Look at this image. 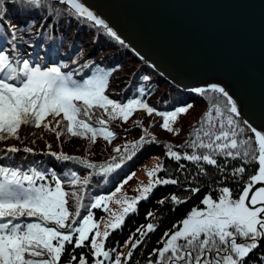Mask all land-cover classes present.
<instances>
[{"label":"snow or ice","instance_id":"1","mask_svg":"<svg viewBox=\"0 0 264 264\" xmlns=\"http://www.w3.org/2000/svg\"><path fill=\"white\" fill-rule=\"evenodd\" d=\"M57 2L67 5L70 15L100 26L107 35L124 44L116 32L85 6L82 0ZM9 8L13 12L20 10L29 14L43 9L49 16L53 13L59 15L50 0H0V37L9 45L8 48L0 47V141L8 138L19 140L21 126L43 127L46 131L55 132L59 139L62 131L57 129L63 126V132L73 137L88 138L91 143H95L97 136H102L104 140L111 142L115 133L105 127L108 121L96 109H102L109 120L119 118L125 122L138 109L149 115L155 112L163 118L160 125L162 129L179 133L180 129L174 128L173 124L193 105L159 112L141 98H129L126 103L110 99L105 94L106 89L112 72L117 71L119 66L111 70H100L98 65L85 62L79 65L78 70L65 72L62 69L68 68L67 64L42 67L24 58L17 46V41L22 39L16 34L19 26L13 25L7 18ZM30 26L31 24L28 25L29 28ZM76 63L74 60L73 64ZM84 69H92L93 74L86 78H74ZM149 79L148 76L142 77L144 81ZM192 91L201 95L208 91L220 94L225 98L226 104L222 109L218 98L210 97L209 106L193 126L189 139L178 146L190 148L191 152L181 154L173 150V146L165 145L166 156L177 162L186 160L197 165L203 161L218 169L215 157L225 156L233 160L240 159L245 164H255L256 168L243 184L238 198H233L228 187L221 188L216 199L205 196L201 203L206 208L192 209L181 221L182 227L173 225L174 230L165 232L159 242L162 247L152 250L148 264H264V255L254 257L260 242L264 241V186H258L264 185V133L247 125L245 121L254 137L240 138L245 129L234 118L239 116L237 105L223 87L213 84L208 89L196 88ZM138 93L143 97L146 89L140 87ZM225 112L228 114L225 115ZM94 115L97 116L100 127L91 123ZM64 121L67 123L64 124ZM53 122L55 127L52 126ZM144 131L147 133V129ZM153 142L155 137L146 140L142 136L139 141L124 145L123 151L117 147L114 151L120 155L99 166L63 153L51 154L63 161L75 160L89 169L98 167L106 175L119 169L144 144ZM18 151L21 149L15 146L7 149L8 153ZM23 151L31 153L33 149L25 147ZM183 168L184 165L181 164L177 171H182ZM163 169V164L159 163L147 171L148 184L137 189L138 195L114 199L135 174L129 175L110 195L95 197L88 214L78 220L81 208L85 207L82 193L89 183V177L81 179L76 171L70 170L64 174L66 180L62 181L53 173L50 182H46L47 172L36 167L24 169L0 166V264H61L67 246L82 249L89 247L86 244L89 240L90 257L83 252L78 257L69 254L63 264H129L133 250L137 249L148 233L156 230V225L148 223L138 228L136 231L139 237H130L125 242L129 247L126 255L115 254V249L106 250L105 240L111 231L122 227L125 217L137 210L140 201L149 199L157 186L181 183L178 178L157 176ZM199 172L204 173V168L199 167ZM245 172L244 166L233 169L234 176L242 177ZM65 183L78 190L67 191ZM187 191L197 193L200 189L194 187ZM69 198L74 201V212L69 210ZM169 200L175 205L185 203L178 195L172 194L159 200L158 204L164 205ZM108 202L121 205V211L118 214L111 213L112 218L101 232L98 230L99 225L93 221L91 209L103 207L105 211H109ZM147 216L153 217L154 213L149 211ZM21 218H35V222L21 223ZM94 230L95 234L90 238L89 234Z\"/></svg>","mask_w":264,"mask_h":264},{"label":"trees","instance_id":"2","mask_svg":"<svg viewBox=\"0 0 264 264\" xmlns=\"http://www.w3.org/2000/svg\"><path fill=\"white\" fill-rule=\"evenodd\" d=\"M50 2L58 10L59 15L53 13L49 16L48 12L43 9L29 14L28 12H21L20 10L13 12V9L9 8V17L7 18L19 26L16 34L22 37L21 40L17 41L18 48H24L30 54L33 49L40 51L39 47L43 46L48 51L51 50L56 53L54 57L56 61L47 63V65L44 62H38V57L35 55L25 58L30 59L34 64H39L42 67L50 66L51 64L52 66H58L65 64V60L61 55L62 52L67 51L69 57L67 58L66 64L70 66L62 69L65 72L74 69L78 70L79 65L85 62L98 65L100 70H111L119 66L117 71L112 72L109 80L110 87L109 90H106L108 91L106 95L111 99L126 102L129 98H141L159 112L172 111L176 107L184 105H193V107L187 111L188 116L181 114V124L179 126L181 128V134L177 136L170 135L171 132L167 131H155L158 128L161 129L159 127L161 124V116L156 115L155 112L152 113L150 118L146 115L136 113V115L134 114L132 118L130 116L128 121L125 122L119 118L109 120L108 116L101 111L102 109H96L95 111L103 119L108 121L107 124L110 130L115 133L111 142L104 140L102 136H97L95 143H91L88 138L73 137L63 132L62 126L59 129L62 131V135L59 139H54L56 143L59 142V145L54 146V152L51 153H63L64 155L78 157L81 160H87L89 163L97 166L111 162L112 157H118L120 154L114 151L115 148L120 147L121 151H123L124 145L139 141L142 136L146 140H151L152 137H155V142L144 144L131 159H126L119 169H115L106 175L98 167L89 169L75 160H60V163H58L60 168L53 167L50 163L48 164L45 157L36 160L33 158L32 153L23 151V148L28 146L27 143L30 141V138L26 139L24 137H20L19 140L14 139L15 147L21 149V151L16 153L7 152V148H5L7 139L0 141V145L2 146L0 147V166L21 167L24 169L30 166L36 167L38 170L47 172L46 182H50L53 173L64 181L66 180L64 174L70 170L76 171L81 179L86 176L89 177L88 185L83 188L82 194L84 195V200L82 203L85 207L81 208L80 216L77 217L80 220L88 210L89 203L94 196L103 194L110 188L112 189L118 180L132 173L139 163H142L149 157H161L159 163L163 164L164 169L157 173V176L161 178H169L170 176L171 178H178L181 183L179 185L157 186L150 194L149 199L140 201L137 205V210L134 213H129L125 217L122 227L111 231L110 236L105 240L106 250L115 249V254H117L120 248L125 247L128 252L129 247L126 246L125 242L129 241L130 237L138 238L139 233L136 230L141 226L154 223L156 230L146 235L137 249L133 250V255L129 260V264H148L152 250L162 247V243L159 242L163 234L174 230L173 225L178 227L189 210L202 208L204 205L201 201L205 196H212L213 199H216L220 195L219 190L223 187H228L233 193V197L238 198L243 184L253 174L256 165L245 164L240 159L233 160L225 156H216L215 158L217 159L219 169H223L221 171L215 166L205 164L203 161L197 165L194 162L186 160L177 162L167 157L165 154L167 151L165 145L173 146V150L181 154L191 152L190 148H180L178 146L184 144L189 139V133L193 126L197 124V121L209 106L210 97H217L222 109L226 104L225 98L220 94L211 93L210 91L201 95L192 91L193 89L191 88L180 87L176 83L166 79L162 73L145 59L138 56L126 43L122 45L116 39L107 35L100 26H95L92 22L84 18L70 15V10L67 5L60 4L57 0H50ZM29 24H31L30 28L28 27ZM73 32L75 36L73 38H67ZM91 38L94 39L92 42L94 52H91L90 55H85V52H83L85 46L82 44H84V40L86 41ZM68 41H71L73 45L66 47ZM0 47H9L3 37H0ZM29 47L32 48L29 49ZM74 60L77 61L76 64H73ZM92 74V69H84L83 72H80L74 78H86V76ZM143 76H148L150 79L144 81L142 80ZM112 82L117 86L114 87ZM140 87L146 89V94L143 97H140L138 93ZM227 114L225 112V115ZM146 118L149 121L151 120V122L148 125H143L141 122L147 121ZM234 118L245 129L244 134L240 137L241 139L254 137V134L247 126L250 124L247 122L246 125L244 123L246 120L240 114ZM63 123L66 124L67 122L64 121ZM91 123L94 126L98 125L96 115L92 117ZM30 127L37 129L34 126ZM145 128H148V130L154 133H145ZM161 133L163 137H159ZM90 135L89 133L88 136L90 137ZM34 138L37 139L35 136ZM33 139L31 141L35 143ZM40 148H42L41 143ZM46 159H53L52 154L51 156H46ZM181 164L184 165V168L178 172L177 169ZM240 166H244L246 172L242 177L240 175L234 176L233 169ZM199 167L204 168V173L199 172ZM65 184L66 189H68L67 183ZM194 187L199 188L200 191L197 193L187 191V189ZM77 190L71 187L68 189V191ZM172 194L178 195L185 203L175 205L169 200L164 205L158 204L159 200L169 197ZM68 207L70 211H75V204L71 198H69ZM149 211L154 213L153 217L147 216ZM33 221H35V218H21L19 222L28 223ZM86 244L89 245L88 242ZM81 252L88 254L90 257V245L82 249H74L71 245L67 246L61 264L68 259L69 254L78 257ZM261 255H264V241L260 242L258 250L254 253V257L258 258Z\"/></svg>","mask_w":264,"mask_h":264},{"label":"water","instance_id":"3","mask_svg":"<svg viewBox=\"0 0 264 264\" xmlns=\"http://www.w3.org/2000/svg\"><path fill=\"white\" fill-rule=\"evenodd\" d=\"M182 88L223 87L264 133V0H82Z\"/></svg>","mask_w":264,"mask_h":264},{"label":"rangeland","instance_id":"4","mask_svg":"<svg viewBox=\"0 0 264 264\" xmlns=\"http://www.w3.org/2000/svg\"><path fill=\"white\" fill-rule=\"evenodd\" d=\"M11 23L13 25H16V23L14 21H11ZM74 36L75 35H74V32H73L72 34L68 35L67 38H70V37L73 38ZM93 41H94V39H92V38L91 39H87L86 41L84 40V44H82V45L85 46V48L83 50V52H85V55H90L91 52H94V49H93L94 46L92 44ZM72 45H73V43L71 41H68L66 47H69V46H72ZM42 47L43 46L39 47V49H42ZM45 49H46V47H45ZM20 53H21L22 56L26 55L25 51L24 52H20ZM32 53H35V51H32ZM41 53L42 54H38L37 57L42 55V57L39 60L41 62H44V59H46V64L47 63H51V62L48 61L50 55L52 57H55V55H56V53L54 51H51V50L48 51L47 49H46V52L44 50H42ZM61 57L64 58L65 64H66L67 58L69 57V53L67 51H64V52H62ZM50 66H52V64ZM68 66H70V65H68ZM66 72H68V71H66ZM112 85L114 87L117 86L116 84H113V82H112ZM109 87H110V81H109L108 88L106 90H109ZM106 92H108V91H106ZM205 101H207V100L205 99ZM117 102L126 103L127 100H126V102L125 101H117ZM101 111L103 112V110H101ZM109 111H110V109H109ZM136 113H140V115H146L149 118L152 116V114L149 115L144 110L138 109L131 115V118L134 116V114L136 115ZM239 114H240V112H239ZM182 115H184V114H182ZM182 115H180L178 117L176 123L173 124L174 128H179V126L181 124V116ZM185 115L188 116V113H185ZM57 119H60V118L58 117ZM160 119H161V124H162L163 123V120H162L163 118L161 117ZM48 120H51V117H48ZM146 120L147 121H143L141 123L143 125H148V123L151 122V120L149 121L147 118H146ZM52 126L55 127V123L54 122H53ZM96 127H100V125H97ZM105 127L109 128L108 124H106ZM145 129H147V133H154V132L148 130V128H145ZM179 129H180V131H179L178 134L170 133V135H176V136L180 135L181 134V128H179ZM57 130L61 131L59 129H57ZM155 131L156 132H160V131H165V130L162 129V128L161 129L158 128V130H155ZM19 135H20V137H24L26 139L30 138V141L27 143L28 146H25V147L33 149V152H31V153H32V156H33L34 159H36V160L39 159L40 160V159L45 157V160H46V162L48 164L50 163L51 166L59 168L58 163H60V159H57L53 155H52L53 159H51V160H47L46 159V156H51V152H54L53 147L56 146V145H59V142L56 143L55 140H54V139H56L55 132L46 131V130L43 129V127L34 129L33 127H30V126H21V128L19 130ZM34 136L37 137V139H35ZM159 137H163V134L161 133L159 135ZM32 139L34 140L35 143H32V141H31ZM40 143L42 144V148H40ZM5 145H6L5 148H7V149L9 147H11V146H16L15 145V141H14L13 138H8L6 140V142H5ZM49 145L51 146L50 148L48 147ZM0 147H2V146L0 145ZM160 159H161V157H159V156H151L148 159H146L145 161H143L142 163H139V165L136 167V169L132 173H129L124 178H121L120 180H118V182H116L114 184L112 189L110 188L107 192L94 196L91 199L90 203H89V207H90V204L94 202V198L95 197L101 196V195H103V196L110 195L112 192L115 191V188L117 186H119L129 175H132L133 173L135 175L132 177V179L128 180V183L123 186L121 193H118L117 196L114 199H120L122 196H127V197L130 198V197H134V196L138 195L137 189L140 188L141 186H144V185L148 184L149 177L146 174L147 171L153 169L157 164H159ZM258 186H264V185H258ZM64 187L66 189V184H64ZM67 188L69 189L68 184H67ZM68 189H66V190L68 191ZM205 208H206V206L204 205L202 208H196V209L204 210ZM108 209H109V211H105L103 207L91 209V212L93 214V221L96 224L99 225V229L98 230L101 231V232H103L105 230V225L112 218L111 217V213H117L118 214L121 211V205H118V204H116L114 202H108ZM88 210H89V208H88ZM88 210L85 212L84 216L88 214ZM191 211H192V209L188 211V213L185 215V217L183 219H185L187 217V215ZM33 222H35V221H33ZM76 226L78 227L79 225L77 224ZM179 227H182V223L177 228H179ZM94 234H95V230L92 233L89 234L90 238ZM88 243L90 245V240L88 241ZM117 254L126 255L127 254V249H125V247H122L117 252Z\"/></svg>","mask_w":264,"mask_h":264},{"label":"bare ground","instance_id":"5","mask_svg":"<svg viewBox=\"0 0 264 264\" xmlns=\"http://www.w3.org/2000/svg\"><path fill=\"white\" fill-rule=\"evenodd\" d=\"M59 168H60V166H59Z\"/></svg>","mask_w":264,"mask_h":264}]
</instances>
